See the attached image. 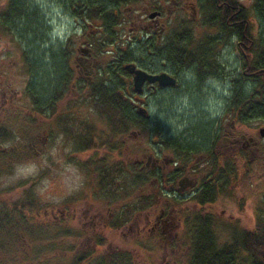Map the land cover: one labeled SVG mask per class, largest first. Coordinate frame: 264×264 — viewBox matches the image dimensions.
Masks as SVG:
<instances>
[{"label":"trees","instance_id":"1","mask_svg":"<svg viewBox=\"0 0 264 264\" xmlns=\"http://www.w3.org/2000/svg\"><path fill=\"white\" fill-rule=\"evenodd\" d=\"M135 1L45 0L42 4L39 0H6L5 5L0 8V32L13 37L15 34L19 36V40L16 37L15 39L24 72L30 74L24 87L29 98L33 101H45L53 95L55 98L69 82L64 79L67 73L64 64L67 63L68 54H64L62 46L69 44L71 53L73 42L69 34L63 37L58 34L52 36V25L48 23V18H45L46 12L58 5L65 13L71 12L74 19L69 26L71 32L75 33L82 28L88 46L98 54L110 53L109 58H117L120 61L137 58L140 63L146 61L152 66H158L159 61L163 60L185 74V77L182 76L181 86L174 87V94L167 90L169 93L166 91L152 98V105L157 108L153 112L155 122L164 128V133L169 135L167 143L174 148L178 149L182 145L200 149V146H206L212 140V119L205 116L203 108L206 107L203 100L199 105L190 102L189 110L188 105H183L185 108L183 107L182 112L174 119L168 115L175 96L192 97L194 93L202 98L206 94L212 96L214 89L210 79L214 84L216 81L223 83L219 91H214L213 94L215 93L214 96L224 105L222 112L231 116V122L247 124L252 120H261L264 124V0L252 2L260 23L257 34L253 32V24L245 8L237 0H197L200 10H203L201 25L209 32L197 34L191 26L184 24V27L177 26L172 29L162 37V42L156 45L155 38L147 39L145 32L141 31L129 40L122 39L123 44H117L111 49L110 45L118 38L119 24L124 21V11ZM79 20L82 21L80 26ZM85 21L90 24L94 22L96 29L86 30ZM232 40H235V47L240 55L238 63H231L226 59L224 61L221 58L223 56L219 54V47ZM226 64L230 68L228 74L224 70ZM194 66L205 68V74L195 70ZM107 71L106 78H110L111 71ZM71 76L69 70V79ZM106 78L102 77L99 82L100 96L95 103L101 120L110 125L111 132L115 131L113 125L116 124L120 131H126V125L130 121L143 124L145 119L142 116L135 114L132 120L131 113L124 108L125 103L116 95V88L103 84ZM42 108L46 110L45 106ZM167 108L170 110L166 111ZM187 112L189 113L186 114ZM93 129L90 127L88 132ZM107 140L105 135L96 137L89 133L85 137L87 148L96 146L98 142H102L101 145L106 148L110 146ZM220 172L226 176L223 173L225 171ZM31 183V179H27L19 182L17 187L25 189ZM25 190L12 201L2 203L0 200V252L7 244H26V239L21 233H27L29 237L36 233L35 237H41V230L36 232L37 229L33 230L28 222L27 207L24 205L29 204L28 208H31L33 199L30 193L24 192ZM0 193L2 194V191ZM193 198L199 203L212 201L215 193L207 186ZM144 201L146 202L145 197L137 199L135 208L142 206ZM263 210H257L256 220L251 227L230 220L224 223V230L228 232L226 238L218 235L214 216L210 213H197L189 226L191 240L187 264H264ZM119 225L113 227L117 228ZM103 241V237H96L97 244H102ZM68 264H130V254L118 249L106 253L80 252L74 255Z\"/></svg>","mask_w":264,"mask_h":264},{"label":"rangeland","instance_id":"2","mask_svg":"<svg viewBox=\"0 0 264 264\" xmlns=\"http://www.w3.org/2000/svg\"><path fill=\"white\" fill-rule=\"evenodd\" d=\"M5 1L0 0V8L5 5ZM44 1L39 0L42 4H44ZM237 1L245 8L248 17L252 21L253 32L257 34L260 23L257 20L258 16L252 4L253 0ZM191 5H193L194 10L190 7ZM156 7L161 9L159 20L165 26L162 32V36L164 37L172 29L179 26V23L180 25L183 23L188 24L197 34L209 32V30L201 25L200 21L202 20L203 12L198 5L196 6V0H136L127 6V10L124 11V21L119 24L117 32L118 38L114 40V44H111L110 48L113 49L117 44H123L121 43L122 39L129 40L131 36L138 35L139 32L144 31L143 25L147 14L151 10H155ZM46 17L52 24L50 30L53 32V35H50L54 36V34H58L60 37H63L69 34L71 40L77 44V35L81 31L79 29L76 33L71 32L69 26L74 20L71 13H65L57 5L46 12ZM79 21V24H81L82 21ZM85 24L86 30L90 29L94 31L96 29L94 22L90 24L88 21H85ZM15 37L19 40L18 34H15ZM15 37L8 33L0 32V89H4L6 95L13 91L20 93L19 97L22 94V98L15 99L16 102L20 101L18 102L19 112L15 116L8 114V112L5 116V123L7 122L10 128L20 136L19 139L26 141L25 137L42 128V122L45 119L38 118L34 126L26 123L27 119L24 116L29 112L27 109L28 103L23 98V89L27 77L23 72L20 50L17 47ZM219 54L223 56L221 57L222 60L226 59L231 63H235V61L238 63L240 58L234 40L221 45L219 47ZM100 57L103 59L111 56L110 53H105ZM229 69V66L226 64L224 67L226 74H228ZM209 82H211L214 89L212 96L207 94L202 98L197 93L192 94V97L175 96L172 99L173 106L168 115L174 119L178 113L182 112L183 107L185 108L188 105V110L189 108L191 109V106H189L190 102L199 105L200 101L203 100L206 107L204 113L207 114L205 116L212 119V129L214 132L218 131L221 135L223 130H229L231 137L238 136L239 138L236 144L231 143L230 146L228 164L231 173L229 174L225 190L219 193L213 202L204 204L201 207L191 201L183 203V207L186 206L190 210L194 211L198 208L199 211L212 213L217 219L218 235L226 238L228 232L224 230V223L226 224L230 220L231 222L251 227L256 220L257 210L259 208L264 209V139L258 135V127L263 125V123L261 120H252L247 124L231 122V116L222 112L224 105L218 100L217 96H214L215 93L213 94L214 91H219L223 83L216 81L214 84V81H211V79ZM177 88L179 87L177 86ZM175 89L171 88L168 91L173 93ZM168 91L167 93H169ZM170 95L172 94H168V96ZM153 110L156 111L157 108L154 107ZM168 110L170 109L167 108L166 111ZM213 111L217 112L216 117L218 118L210 117V112ZM173 119L171 120L172 122L174 121ZM36 126L39 127L36 128ZM144 132V129H141L140 132H136L134 136H131L129 145L132 143L135 151H129L130 153L137 155V150L144 148L147 138ZM239 133H245L246 136L252 137V140L248 141L249 144L246 148L242 145V143H245L246 137H240ZM42 134H45V132H42ZM14 145L19 147L20 158H12L11 161L7 162V165L3 166L2 170L0 169L1 202L5 203L6 201L9 202L15 199L18 194L23 192V189H19L17 184L27 179H33L35 182H32L24 191L31 194L30 197L33 201L37 200L38 214H40L37 218L35 204L33 203L31 208H28L29 204L24 205L27 207V219L33 230L47 227V219L53 217L48 210L50 207L56 213L54 217H58L61 216L60 211H64L62 206L64 207L65 205L64 212L67 214V217L65 224L63 221H58L62 224L56 226L54 235L35 237L36 233H34L32 237H29L27 233H24L23 236L26 239V244L23 246L22 244H7L2 252H0V264H68L72 257L80 251L93 248L98 251L113 249L129 250L132 255V264H150L152 261H158L160 264L164 261L167 262L166 264H187L190 241L185 234L184 227L180 226L181 223L176 222L172 227V236L174 235L173 232L177 231L178 238H175L177 241L174 239L171 242H168L170 239H165L161 234L152 236L149 230L144 233H137L138 223L144 217L143 212L136 213L134 222L131 221L129 224L117 229L103 224L105 222L103 213L108 211L107 208L103 207L105 201L97 200L94 197H89V199L86 198L87 196L85 197L86 193L89 192L88 181L90 176L73 161H68L64 158L71 148L69 144L62 143L59 137L41 143L38 152L27 149L13 138L3 143L2 141L0 142V147L10 148L13 146L15 148ZM120 157L118 156V158ZM121 158L123 159L124 157ZM134 187L135 190L133 191L132 189L133 198L142 195L147 188V186L139 188L137 185ZM67 196L70 197V202L66 205L63 199H66ZM127 200H130V198ZM43 207L48 208L45 213L43 212ZM175 207L178 208L177 205ZM97 209L102 213L99 219L94 221L89 220V213ZM65 228H70L72 231L64 234L61 231ZM97 235L104 237L102 244L96 243ZM168 244L173 245L174 250L171 251ZM164 247H166L165 250H163ZM38 250L40 253H36Z\"/></svg>","mask_w":264,"mask_h":264},{"label":"flooded vegetation","instance_id":"3","mask_svg":"<svg viewBox=\"0 0 264 264\" xmlns=\"http://www.w3.org/2000/svg\"><path fill=\"white\" fill-rule=\"evenodd\" d=\"M190 7L194 10L193 5ZM155 10L158 11V14L154 17H149L147 14L143 28L145 29L146 38H155V44L159 45L162 42V37H164L162 32L165 26L159 20L161 9L156 7ZM184 24L180 25L179 23V26L184 27ZM78 25L80 26V24ZM185 25L188 26L187 24ZM79 29L81 32L77 35V44L73 41L71 43V45L73 44L71 53L69 44L65 43L62 46L64 54H68L67 63L65 62L64 64L65 70H67L64 79H68L69 82L65 89L56 94L55 98L53 95L45 101L39 99H34L33 101V99L29 98V94L25 92V88L23 89V98L28 103L27 109L29 112L24 116L27 119L26 123L34 126L38 118L45 119L42 122V128L25 137L26 141L19 139L20 136L10 128L7 122L5 123V116L8 112V114H13L14 116L19 112L18 102L20 101L16 102L15 99L22 98V94L19 97L20 93L13 91L6 95L5 90L0 89V142L2 141L3 143L13 138L27 149L38 152L41 143L59 137L62 143L69 144L71 148L64 158L68 161H73L90 176L88 181L89 192L86 193L85 197L87 196V199L94 197L97 200L105 201L103 207L107 208L108 211L103 213L105 218L103 224L117 229L129 224L131 221L134 222L136 213L143 212L144 217L138 223L137 233H144L149 230L152 236L161 234L165 239L169 238L170 241L168 242H171L176 237L178 238L177 231L173 232V236L171 232L172 227L177 222L184 227L185 234L190 241L191 230L189 226L193 223L195 215L199 212H210L199 211L198 208L193 211L186 206L183 207V203L191 201L201 207L204 204L213 202L216 196L225 190L230 174V166L228 164L230 146L231 143L236 144L238 142V136L231 137L229 130H223L221 135L218 131H215L210 143L206 146H200V149L187 148L182 145L177 149V147L174 148L171 144H168L169 135L164 133V128L159 123H156L153 117L154 107L152 104L154 102L152 98L166 92L168 89L180 87L182 76L185 77V74L163 60L159 61L160 64L158 66H152L146 61L143 63L133 61L136 68L148 73L165 72L175 78L174 84L168 85H159L156 80L153 82L144 80L141 90L136 92L133 88V73L124 67V64L128 61H120L117 58L102 59L100 54L88 46L84 37L85 31L82 28ZM116 62L117 64H115ZM107 69L111 71L110 78H106L108 76ZM69 70L72 73L70 79ZM24 74L27 79L30 78V74L25 72ZM113 76L115 78H112ZM102 77L106 78L103 80V84L116 88L115 93L125 103L124 108L131 113L132 120L135 114L142 116L145 119L143 124H136L134 121H130L126 125V131H120L119 126L116 124L113 125L115 131L111 132L110 125L101 120L98 107L95 104L100 96L101 87L99 82ZM26 83L27 80L25 85ZM15 103H17L16 106H14ZM43 106H45V111L42 110ZM38 127L36 126V128ZM90 127L94 129L88 132ZM141 129H144V133L147 136L146 144L142 150H137V155H135L130 153L135 151V148L132 143L129 145V141H131V136H134L136 132H140ZM2 132L4 133L2 134ZM42 132H45V134H42ZM89 133L96 137L107 136V143L110 146L103 148L102 142H98L96 146L87 148L85 137ZM239 136L242 138L246 137L245 143H242L243 147L246 148L249 144L248 141L252 140V137L246 136L245 133H239ZM177 141L176 143H178ZM14 146L15 148L13 146L10 148L0 147L1 170L12 158H20L19 147L17 145ZM118 156L124 158H118ZM126 159L128 160L126 161ZM220 170L225 171L223 172L226 174L225 177L221 175ZM31 181L35 182L33 179ZM135 185L139 188L147 186L144 193L139 197L137 196V198H133ZM207 186L213 189L215 198L212 201L197 202L193 198L194 195ZM143 197L146 198V202L144 201L142 206L135 208V201ZM129 198L130 200H127ZM63 202L67 205L70 202V197L67 196L66 199H63ZM33 203L36 206L37 218L40 215L38 214L37 200L33 201ZM176 205L178 208L175 207ZM47 209L43 207V212L45 213ZM62 209L65 211V205L64 207L62 206ZM48 210L53 217L47 219L46 228L42 227L36 230V232L39 229L41 230L40 236L54 235L56 226L62 224L58 221H63L65 224L67 214L64 211H60L61 216L54 217L56 216L54 209L50 207ZM156 210L158 211L156 212ZM89 214V220L94 221L99 219L102 213L97 209ZM210 214L214 216L212 213ZM214 219L217 224L215 216ZM116 224H120L119 227H113ZM71 231L70 228H65L61 232L68 234ZM20 235L23 236L24 233ZM169 244L170 250H174V246ZM165 249L166 247L163 250ZM115 250L117 249L98 251L93 248L80 252L106 253ZM118 250L127 251L130 254V264H132L131 252L125 249ZM166 263L164 261L162 264ZM150 264H160V262L152 261Z\"/></svg>","mask_w":264,"mask_h":264},{"label":"water","instance_id":"4","mask_svg":"<svg viewBox=\"0 0 264 264\" xmlns=\"http://www.w3.org/2000/svg\"><path fill=\"white\" fill-rule=\"evenodd\" d=\"M158 14L157 10H152L148 13L149 17H154ZM124 67L133 73L132 79H133V88L136 92H139L141 90V85L144 82V80H147L149 82L157 81L159 85H168V84H174L175 78L165 72L152 74L148 73L140 68H136L134 64L126 63ZM258 135L264 138V125H261L258 127Z\"/></svg>","mask_w":264,"mask_h":264},{"label":"bare ground","instance_id":"5","mask_svg":"<svg viewBox=\"0 0 264 264\" xmlns=\"http://www.w3.org/2000/svg\"><path fill=\"white\" fill-rule=\"evenodd\" d=\"M70 12V11H69ZM71 13V12H70ZM48 20V23H50L49 22V19H47ZM51 24V23H50ZM52 25V24H51ZM235 41V40H234ZM239 53V52H238ZM128 62H126V63H131V64H134V62L133 61H137V62H139L138 60H137V58H132V59H129V60H127ZM125 63V64H126ZM124 64V65H125ZM195 67V66H194ZM195 70H199L202 74H205V68H202V67H195L194 68ZM203 85V84H202ZM200 93H201V91H200ZM207 95V94H206ZM206 109L205 108H203V111H205ZM207 115V114H206ZM216 115H217V112L216 111H213V112H210V117H213V118H215L216 117ZM219 116V115H218ZM216 118H218V117H216Z\"/></svg>","mask_w":264,"mask_h":264}]
</instances>
